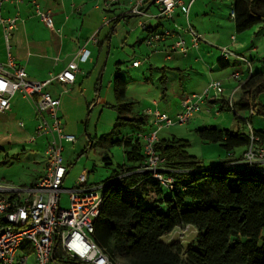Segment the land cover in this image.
<instances>
[{
    "label": "trees",
    "instance_id": "1",
    "mask_svg": "<svg viewBox=\"0 0 264 264\" xmlns=\"http://www.w3.org/2000/svg\"><path fill=\"white\" fill-rule=\"evenodd\" d=\"M230 10L234 11L236 33L258 25L264 28V0H234ZM146 31L153 32L148 26ZM119 65L111 80L114 101L107 104L116 111L115 124L97 140L105 150L121 146L124 161L101 182V206L92 233L95 242L113 264H264V172L229 159L202 169L198 159L187 152L188 140L174 136L159 138L154 146L165 159L162 175L171 182L162 184L142 170L144 154L136 134L147 130V115L133 109L136 102L127 96ZM240 89L233 102L234 118L244 122L254 114L264 116L260 99L264 72L247 71ZM220 109L229 110L225 101ZM243 109H252L253 114L239 116ZM120 125L133 129L114 138ZM253 130L264 141V130ZM195 133L202 141L217 143L226 156L235 148L244 150L249 143L247 132L239 128L203 125ZM94 142L90 139L88 145ZM109 160L103 157L104 163ZM187 225L196 235L185 249L180 243L161 239ZM52 259V264H84L64 254L58 242Z\"/></svg>",
    "mask_w": 264,
    "mask_h": 264
},
{
    "label": "crops",
    "instance_id": "2",
    "mask_svg": "<svg viewBox=\"0 0 264 264\" xmlns=\"http://www.w3.org/2000/svg\"><path fill=\"white\" fill-rule=\"evenodd\" d=\"M136 1L22 0L18 5L4 3L0 8V14L3 17L15 14L19 17L15 28L10 31L7 42L0 26V62L5 63L7 54L10 53L16 63L24 68L29 79L42 80L50 74L59 72L75 57L77 50L82 45L84 46V51L75 59L78 69L75 72L73 83L63 85L53 81L47 86L51 95L58 96L60 99L59 114L64 122L65 131L75 135V141L73 143L65 142L66 144L76 143L81 125H84L85 130L86 120L93 111L113 103L114 99L111 100V96H113L111 80L117 63H120L121 75L127 83V96L136 102L137 111L144 113L147 108H151L169 117H174L182 108L181 99L186 91L181 85L177 88V83H174L172 92H170L171 98H169V84L172 81H178L179 84L185 76V71L194 69V65L199 60L197 58L201 49H205V53L212 56L214 52L207 46L210 47L213 44L228 46L229 49L240 55H243L241 53L243 50L249 48L246 43H242L237 35L234 41L230 39V36L233 35L231 31L234 29V24L232 29H226L227 26H224L223 22L220 21H215L209 25L207 23L206 26L202 25L199 23L201 21L197 13L194 14L195 17L191 18V9L199 1L195 0L190 5L188 19L192 27L202 35L203 41L198 48L189 47L185 55L179 51L171 50L168 54L170 45L179 36L184 37L187 44L189 41V34L183 29L178 30L177 28L178 26L185 28V18L180 7L176 6L172 18L164 19L159 17L158 5L153 0H144L139 6L141 13H133L131 10L136 5ZM200 1L199 9L203 10L200 13L206 15L204 10L211 7L210 1L217 4L216 2L221 0ZM233 2L234 0H230V9ZM35 3L42 10L52 14L53 29L46 27L39 16L35 15L33 11ZM228 18L233 21L230 14ZM142 25L150 27L154 32L162 33L165 29H169L173 33L161 36L154 45L148 46L144 42L148 31L143 29ZM256 27L258 32L255 33L263 34V25ZM251 48L248 49V57L244 56L250 60L251 71H253L254 56L252 53L254 51L252 50L255 49L257 52V47L251 43ZM219 58L220 54L216 57L215 62H205L209 67V76L204 78L203 85L198 90L203 92L209 80L216 79L214 78L216 75L212 72L213 67L224 69L230 65V62L234 65L243 64L235 58L222 61H219ZM136 60L140 63L133 66L132 62ZM224 61L228 62L226 67L222 65ZM145 63L147 64L142 66ZM243 65L245 66V64ZM129 70H136L134 77L129 73ZM244 71L247 74L246 69ZM156 72L160 73L157 75ZM231 73L227 76V79L230 80L227 85L231 86L232 91L235 88L232 83L235 81L229 77ZM246 74L243 76L241 73V78L245 79ZM223 86L222 84V92L219 97L208 98L205 102L206 106L220 109L222 101H227L223 97V93L226 92ZM240 93L241 89L239 88L235 93L237 98ZM162 100L165 101L164 105H161ZM10 102V109L0 113V135L9 131L11 121L18 114L24 117V123L19 122V125L31 136L37 124L33 101L16 94ZM159 138H164V136L159 135ZM37 139L34 141L35 144ZM39 139L43 141L44 138L40 137ZM42 146L44 149V141ZM0 147L4 148L5 146L0 144ZM224 159H226V155L218 160ZM65 165L68 174L70 164ZM45 166L46 162L42 170L34 176L28 185L23 187L34 186L44 172ZM83 170L87 169L83 168ZM90 172L91 170L88 169L87 184L101 185V182L94 183L92 180L89 183ZM62 187L65 190L70 188V186L64 187L63 184ZM1 195L10 196L11 194Z\"/></svg>",
    "mask_w": 264,
    "mask_h": 264
},
{
    "label": "built area",
    "instance_id": "3",
    "mask_svg": "<svg viewBox=\"0 0 264 264\" xmlns=\"http://www.w3.org/2000/svg\"><path fill=\"white\" fill-rule=\"evenodd\" d=\"M22 0H0V8L4 3L18 5ZM144 0H137L132 8L133 13H141L139 6ZM159 8L158 15L164 19L173 17L176 6H179L186 20L183 29L189 34L188 44L184 37L179 36L167 51H179L187 54L188 48H198L203 41L202 35L196 31L189 22L188 14L190 5L195 0H154ZM35 15L43 21L46 27L53 29L52 14L44 11L34 4ZM230 17L234 11L230 10ZM18 15L3 17L0 14V26L4 31L7 42L10 31L18 22ZM146 30V25H142ZM173 31L165 29L160 32H148L144 42L148 46L154 45L161 36L172 34ZM95 39V38H92ZM230 39L235 40L231 35ZM84 51L82 45L76 52L75 57L70 60L65 68L59 72L50 74L42 80L29 79L24 68L18 65L14 57L8 53L5 63L0 62V113L10 109L12 97L19 94L23 98L33 101L34 112L37 119L34 132L30 141L34 143L37 138H44V155L46 166L42 175L37 179L34 186L15 188L0 184V192L8 191L13 195L3 196L0 193V264H52L53 246L58 242L64 254L84 264H113L92 237L94 231V220L101 206V186L87 184V170H83L75 179L74 184L67 190L62 184L67 174V167L63 160L64 142H74L75 135L64 129V122L59 114L60 99L53 96L47 90V86L53 81L63 85H70L77 71L76 58ZM220 58L229 60L238 59L246 65L247 71H251L250 61L244 55L236 54L228 46L223 45L219 49ZM140 62L133 61L136 66ZM10 70V71H9ZM240 69L234 70L230 78L239 82L226 104L233 110V96L240 88L242 78ZM222 92L220 80L211 79L202 93H190L182 96L181 110L174 117L162 114L160 111L147 108V130L137 132L136 136L142 144L144 154L142 170L151 172L152 176L162 184H169L170 177H164V157L155 150V143L159 139L162 129L177 123L187 122L190 117L201 107L210 110L205 102L208 98H218ZM219 108L215 111L217 114ZM253 110L249 109V115ZM246 118V117H244ZM248 145L239 156L233 153L227 155L226 159L234 164H243L249 168H255L264 172V141L255 134L249 120H245ZM66 192L68 205L64 207L61 203L60 194ZM21 249L22 253L15 259V253Z\"/></svg>",
    "mask_w": 264,
    "mask_h": 264
},
{
    "label": "rangeland",
    "instance_id": "4",
    "mask_svg": "<svg viewBox=\"0 0 264 264\" xmlns=\"http://www.w3.org/2000/svg\"><path fill=\"white\" fill-rule=\"evenodd\" d=\"M200 2V0L197 1L192 7L190 12L191 18L195 17L194 14L197 13L198 18H200L201 21L199 23L202 25L206 26L207 23L209 25L210 23L213 24L215 21H220L223 22L224 26H227L226 29H232L233 21L228 18L230 13V0L217 1V4L210 1L211 7H207V11L206 9L204 10L206 15H201L200 13L203 12V10L199 9ZM196 7H198L197 10L199 9L198 12ZM199 23L197 22V24ZM255 32H258L256 26L240 33H236L234 29L231 31L234 36L237 35L240 37L242 43H246L248 45V49H252L251 43L257 47V52H255V49L252 50L254 51L252 53L254 56L252 66L254 71L264 72V60L262 59L264 56V34ZM207 47L214 52L213 55L209 56L205 53V49H201L197 58L199 60L194 65V69H187L185 71L184 78L181 79L179 84L178 81H172V83L169 84V98H171L170 92H172L174 83H177V88L181 85L185 89L186 94H190L192 92L202 93V91L198 90V88L203 85L202 81L204 78L209 76V67L205 64V62H215L216 57L219 56V49L222 46L213 44V46ZM248 49L243 50L241 53L248 57ZM202 57L204 58L202 59ZM146 64L147 63L142 66H145ZM245 67L246 65H234L231 64V62L230 65L224 69L213 67L212 72L216 75L214 78L220 80L221 84L224 85L223 88L226 89V92L223 93V97H225V99L230 97L231 91V86L227 85L230 81L227 79L228 74L236 69H240L242 71V75L244 76L246 74L244 71L246 69ZM129 73L133 76L136 74V70H129ZM156 73L158 75L160 72ZM125 74L127 73L125 72ZM234 81L235 82L232 84L234 87H237L239 82L236 80ZM231 98H233V100L236 99L237 94H234ZM112 99H114L113 96H111V100ZM260 99L264 103V94L260 95ZM164 103L165 101L162 100L161 105H164ZM136 108H138V106L134 105L133 109L136 110ZM209 109L210 110H206V107H201V109L195 112L187 122L174 124L168 128L162 129L159 133L160 136L164 137L174 136L176 138L188 140L189 145L186 148L187 152L194 155L198 159L199 165L202 169L218 166V159L220 157H224L226 154L217 143L202 141L195 133V129L197 127L212 125L220 129L226 128L236 130L239 128L241 131H247L245 123L238 117L234 118L231 109L219 110L217 114L215 113L217 107H210ZM238 115L241 117H248L249 109L238 111ZM115 117L116 111L113 108L104 105L102 109L98 108L89 115L85 123V130L84 125H81V131L77 134V141L75 144L63 143L65 148L62 153L64 163L70 164L67 178L63 183L64 187H71L83 168L91 170L88 179V181H90L89 183H91V180L94 183L104 182L114 175L115 170H118V164L123 163L124 161L122 147L119 145H113L105 150L97 140L100 135L108 133L112 130L115 124ZM248 120L253 128L264 130V116L254 114ZM19 122L24 123V117L17 114L11 121L9 131H7L6 134L0 135V144L5 146L4 148L0 147V183L8 184L15 188H22L24 185H28L34 176L42 170L46 162L42 146L44 139L41 141L38 138L36 144L31 142V136L24 131V128L19 125ZM132 129L133 127L120 125L115 129L112 136L114 138L123 136ZM90 139L95 140L94 145L92 146L88 145ZM242 151L243 148H235L233 150V154L235 156H239ZM104 152H106L105 155ZM104 156L109 157L110 160L108 164L104 163ZM0 193L9 194L10 192L3 191ZM60 199L62 205L66 207L68 205V196L66 192H62L60 194ZM195 235L196 231L192 226H183L175 228L171 233L161 239L167 243H180L183 249H185L192 242ZM21 253V249L17 250L15 253V259L18 258ZM31 258L32 256H30L28 264H30Z\"/></svg>",
    "mask_w": 264,
    "mask_h": 264
},
{
    "label": "water",
    "instance_id": "5",
    "mask_svg": "<svg viewBox=\"0 0 264 264\" xmlns=\"http://www.w3.org/2000/svg\"><path fill=\"white\" fill-rule=\"evenodd\" d=\"M154 1V0H153Z\"/></svg>",
    "mask_w": 264,
    "mask_h": 264
}]
</instances>
